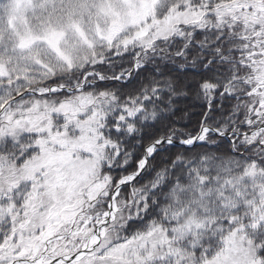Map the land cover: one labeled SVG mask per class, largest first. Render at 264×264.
<instances>
[{
    "label": "snow or ice",
    "instance_id": "obj_1",
    "mask_svg": "<svg viewBox=\"0 0 264 264\" xmlns=\"http://www.w3.org/2000/svg\"><path fill=\"white\" fill-rule=\"evenodd\" d=\"M0 264H264V0H0Z\"/></svg>",
    "mask_w": 264,
    "mask_h": 264
}]
</instances>
